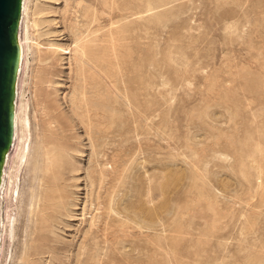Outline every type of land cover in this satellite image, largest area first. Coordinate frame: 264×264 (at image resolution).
I'll return each mask as SVG.
<instances>
[{
	"label": "rangeland",
	"instance_id": "obj_1",
	"mask_svg": "<svg viewBox=\"0 0 264 264\" xmlns=\"http://www.w3.org/2000/svg\"><path fill=\"white\" fill-rule=\"evenodd\" d=\"M41 4L3 264H264V0ZM62 144L73 193L46 227Z\"/></svg>",
	"mask_w": 264,
	"mask_h": 264
},
{
	"label": "water",
	"instance_id": "obj_2",
	"mask_svg": "<svg viewBox=\"0 0 264 264\" xmlns=\"http://www.w3.org/2000/svg\"><path fill=\"white\" fill-rule=\"evenodd\" d=\"M43 22L41 0H0V264L4 263Z\"/></svg>",
	"mask_w": 264,
	"mask_h": 264
},
{
	"label": "bare ground",
	"instance_id": "obj_3",
	"mask_svg": "<svg viewBox=\"0 0 264 264\" xmlns=\"http://www.w3.org/2000/svg\"><path fill=\"white\" fill-rule=\"evenodd\" d=\"M41 35H43V33ZM40 47H41V43L39 46L37 65H38ZM36 71H37V67L35 70L32 89H34ZM29 113H30V108L28 112L19 169L21 167V164L24 161H27L28 158L26 155V145L24 143H25L26 133L29 130V126H30ZM70 150L71 148L68 144L67 145L62 144L57 148H54L52 150L48 149L45 152L47 156V160L49 162L45 166V169H47L46 170L47 175L44 177V187H43L44 190L42 191L41 194V205L39 207H40V211L45 213V215L42 216L43 218L41 219V222L43 221V223L46 224V227L48 226L50 221L56 220L59 217V215L64 211L67 205L68 197L73 193L70 190L72 186L70 180H71V173L75 171V168H73L72 163H70V160L67 155V153ZM18 179H19V175L17 181ZM17 186L18 183L16 185L14 198H16ZM11 222H12V216H11L8 236L10 234Z\"/></svg>",
	"mask_w": 264,
	"mask_h": 264
}]
</instances>
